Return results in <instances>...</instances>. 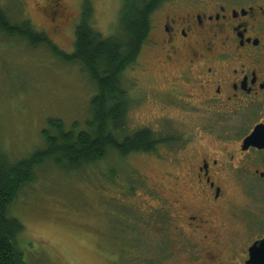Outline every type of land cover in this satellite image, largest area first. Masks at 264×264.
I'll list each match as a JSON object with an SVG mask.
<instances>
[{
	"label": "rangeland",
	"instance_id": "obj_1",
	"mask_svg": "<svg viewBox=\"0 0 264 264\" xmlns=\"http://www.w3.org/2000/svg\"><path fill=\"white\" fill-rule=\"evenodd\" d=\"M50 1L0 0V12L13 26L30 22L70 54L86 0H52L63 13V19L55 22ZM89 1L93 28L105 37L121 33L123 0ZM178 1L165 0L158 10H180ZM160 21V15L155 16L154 25ZM154 55L150 46L143 47L137 62L122 76L131 102L127 132L149 129L157 137L172 139L176 147L124 160L110 154L73 173L52 163L39 169L34 183L22 190L11 209L25 228L20 247L27 264H184L177 247L185 244L171 237L161 220L153 219L152 199L157 193L167 195L165 187L173 182L166 178L169 174L182 172L185 152L180 151V140L197 129L176 104L160 103L165 76ZM96 92L79 64H67L44 45L33 47L0 32V147L11 163L44 148L42 132L49 119L62 120L67 131L75 123L83 130ZM111 170L116 181H111Z\"/></svg>",
	"mask_w": 264,
	"mask_h": 264
},
{
	"label": "flooded vegetation",
	"instance_id": "obj_2",
	"mask_svg": "<svg viewBox=\"0 0 264 264\" xmlns=\"http://www.w3.org/2000/svg\"><path fill=\"white\" fill-rule=\"evenodd\" d=\"M177 3L153 13L144 48L165 76L160 103L176 104L197 131L180 140L182 172L166 177L151 213L185 244L184 264H248L264 241V0ZM49 9L63 19L60 5Z\"/></svg>",
	"mask_w": 264,
	"mask_h": 264
},
{
	"label": "trees",
	"instance_id": "obj_3",
	"mask_svg": "<svg viewBox=\"0 0 264 264\" xmlns=\"http://www.w3.org/2000/svg\"><path fill=\"white\" fill-rule=\"evenodd\" d=\"M164 2L123 0L119 22L122 31L105 37L93 28V9L86 0L70 54L61 51L44 33L37 32L30 22L13 26L0 12V32L26 40L33 47L44 45L67 64H79L97 89L90 103V119L83 130L75 123L67 131L62 120L49 119L42 132L44 148L16 163H11L0 147V264H27L20 247L25 228L12 216L11 209L22 190L34 183L36 172L47 163L73 173L106 160L110 154L124 160L140 152L153 153L157 146L172 140L157 137L149 129L127 132L131 102L121 81L149 41L152 15ZM110 175L111 181L118 179L114 170Z\"/></svg>",
	"mask_w": 264,
	"mask_h": 264
},
{
	"label": "water",
	"instance_id": "obj_4",
	"mask_svg": "<svg viewBox=\"0 0 264 264\" xmlns=\"http://www.w3.org/2000/svg\"><path fill=\"white\" fill-rule=\"evenodd\" d=\"M257 131L253 135V137L250 138L249 142L255 137ZM248 264H264V241L260 244H256L251 249V260Z\"/></svg>",
	"mask_w": 264,
	"mask_h": 264
}]
</instances>
